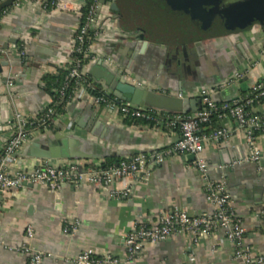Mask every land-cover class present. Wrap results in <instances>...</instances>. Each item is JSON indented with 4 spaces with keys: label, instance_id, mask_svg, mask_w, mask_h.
Segmentation results:
<instances>
[{
    "label": "crops",
    "instance_id": "0c3cea01",
    "mask_svg": "<svg viewBox=\"0 0 264 264\" xmlns=\"http://www.w3.org/2000/svg\"><path fill=\"white\" fill-rule=\"evenodd\" d=\"M46 2L61 3L65 9L44 10ZM85 2L20 0V5L10 7L0 24V63L9 62L0 73V158L12 135L11 122L15 113L33 117L52 104L53 97L44 90L42 79L45 73L52 74L53 69L67 61L72 37L80 26V17L75 10ZM115 2L120 14L106 7L100 10L102 36L94 42L92 49L94 53L111 58L121 69L145 81L158 93L182 94L183 99L201 100L200 89L211 88L216 90L218 103L225 104L249 94L253 86L264 79V29L260 26L240 34L204 39L198 47L203 57L194 70L188 62L177 58L178 42L186 51L189 44L197 47L194 41L183 43L167 37L160 42L150 40L146 27L130 25L129 10L120 4V0ZM141 34L157 46L148 47L135 61L132 60L135 70L129 71L125 63L131 60L134 51L126 48V44L136 42L135 36ZM16 38L17 44H10L7 51H1L6 43ZM115 43L117 46L113 48ZM21 47L26 53L23 57ZM98 66L109 69L104 63L97 62L86 72L91 74ZM235 74L242 77L234 84L220 88ZM253 111L264 114V102L255 105ZM68 122L74 125L72 134L94 141L111 154L102 160H81L86 164H104L110 158L166 151L180 139L179 128L162 123L129 124L125 118L109 113L107 109L79 103L69 107L57 127L37 134L22 152L10 159L6 164L7 171L32 170L44 160H52L30 157L27 149L44 135H55L57 131L72 135L66 131ZM61 124L64 127L58 128ZM218 128H229L232 135L227 141L205 144V157L210 166L205 178L193 165L191 156L171 155L154 168L148 178L140 175L120 181L117 188L130 190L123 199L113 197L110 189L86 182L79 186L67 183L56 192L31 184L19 191L1 194L0 264H28L29 257L21 250L28 227L34 231L30 245L45 255L43 264H79L78 257L87 250H93L99 256L111 254L125 259L124 241L138 219L152 223L176 208L184 209L194 217L211 216L214 207L207 199L205 185L219 182L226 184L232 197L230 207L246 228V244L255 254L264 253V231L258 217L264 205V133L257 140L262 153L260 166L236 164L250 154V147L230 116L214 117L201 131L207 134ZM63 160L66 159L52 161L59 164ZM76 222L79 223L76 233H63L66 223ZM131 264L240 263L234 258V247L226 240L224 231L217 230L199 237L196 242L189 234H178L165 243L148 246L144 257Z\"/></svg>",
    "mask_w": 264,
    "mask_h": 264
},
{
    "label": "built area",
    "instance_id": "2783aa9c",
    "mask_svg": "<svg viewBox=\"0 0 264 264\" xmlns=\"http://www.w3.org/2000/svg\"><path fill=\"white\" fill-rule=\"evenodd\" d=\"M4 0H0V3ZM103 0H94L85 16L84 24L81 19L84 17L82 7L77 10L80 17V26L72 37V44L69 49L68 59L64 64H60L53 69L57 74L58 69L68 71L65 84L56 90L60 99L67 100L66 111L69 107L79 103L92 104L98 108L107 109L109 113L120 115L123 118L131 117L136 119H145L156 124L162 123L169 127L179 128L180 139L173 147L166 151L157 153H140L138 155L123 158L117 164L104 166V164H86L81 160H63L62 163H54L52 160H44L32 170L18 169L13 172L7 171L6 164L14 155L19 154L35 138L37 134L46 133L57 127L58 123L65 118L64 114H57L53 102L50 106L42 110L36 116H26L16 112L11 122L12 135L3 149V155L0 158V195L8 192H15L25 188L27 185H41L47 187L50 191H59L64 184H73L79 186L82 183L110 189L111 195L118 199L126 198L130 190L117 188V185L123 179L128 177H138L143 175L148 178L152 170L162 165L168 156L182 155L194 156L193 165L198 169L201 176L205 178L210 169L205 157V144L207 142L220 143L230 139L232 131L229 128H218L211 133H202V125L210 123L214 113H219V117L230 116L236 123L237 129L241 131L250 147V154L236 164L252 163L260 166L261 150L258 146V133H264V114H257L248 108H254V99L245 101L243 96L232 99L231 102L220 104L216 99V90L211 88H202L199 96L202 100V109L192 114L184 115L182 113H168L155 109H144L130 102L118 100L108 85L100 81H88L86 69L97 62L104 63L114 74H120L128 83L152 89L149 84L143 80L133 77L126 70L121 69L120 65L111 58L94 53L92 45L102 36V20L100 10L106 7L111 10L112 1L102 5ZM14 6L20 5L17 0ZM49 8L65 9L64 5L56 2H46L43 5L44 10ZM7 8L0 13V24L4 17L8 15ZM93 33L94 42L85 50L83 44L87 33ZM20 55L25 56L24 47H21ZM84 50V51H83ZM84 58L88 59L87 64L81 65L82 60L75 58L76 54L82 53ZM52 73V74H53ZM48 75V74H44ZM242 77L241 74H235L229 81L220 88L234 84ZM70 83H74L71 85ZM12 84V82H10ZM97 86L99 87H96ZM99 88V95L93 92ZM154 90V89H152ZM252 90L256 92L255 99L264 98V79L253 86ZM155 91V90H154ZM157 92V91H156ZM162 94L183 99V95L177 96L171 93ZM224 112V113H223ZM74 125L68 122L66 131L73 132ZM261 170V168L259 167ZM205 191L208 201L213 205L214 212L211 216L202 215L194 217L186 210L176 208L170 213L162 214L159 218L147 223L138 219L127 234L125 245V259L111 254L97 255L93 250L84 251L78 257L79 264H131L137 259L144 257L148 246H156L165 243L178 234L186 233L193 236L194 241L201 236H208L217 230H223L226 240L234 247V258L240 264H264V253L255 254L246 244V228L242 220L231 209L232 197L224 182L207 183ZM3 215V209L0 202V218ZM258 217L264 221V205L262 206ZM79 223H66L63 228L64 234H74L78 231ZM34 238V231L31 227L26 230V242L22 246V252L29 257L28 264H43L44 254L38 249L33 248L30 243Z\"/></svg>",
    "mask_w": 264,
    "mask_h": 264
},
{
    "label": "water",
    "instance_id": "95a60500",
    "mask_svg": "<svg viewBox=\"0 0 264 264\" xmlns=\"http://www.w3.org/2000/svg\"><path fill=\"white\" fill-rule=\"evenodd\" d=\"M17 0H4L0 3V10L13 6ZM167 18L169 24L178 36V40L187 43L194 41L197 47L202 46L204 39L240 34L252 30L255 26L264 29V0H151ZM106 1H102L105 5ZM112 12L120 14L117 2L111 5ZM136 42H128L126 48L133 49L134 55L125 66L129 71L135 70V61L148 47L157 44L145 40V34L135 36ZM18 39L6 43L1 51H7L10 44H17ZM117 43L113 44V48ZM9 62L0 63L8 67ZM91 75L104 81L110 91L120 101L130 102L144 109H155L168 113H182L188 115L202 109L200 99H178L160 94L152 89L137 87L128 83L124 78L117 77L112 71L98 66L93 68ZM219 99L221 95L217 94ZM76 107V105H72ZM91 108V107H90ZM64 127L63 124L58 128ZM96 133V131H94ZM27 155L36 159L52 160H102L111 156L109 151L100 147L94 141L76 134L65 135L57 131L55 135H44L43 139H36L27 149ZM16 155L13 156V158ZM194 159V156H191Z\"/></svg>",
    "mask_w": 264,
    "mask_h": 264
},
{
    "label": "rangeland",
    "instance_id": "374dc122",
    "mask_svg": "<svg viewBox=\"0 0 264 264\" xmlns=\"http://www.w3.org/2000/svg\"><path fill=\"white\" fill-rule=\"evenodd\" d=\"M122 6L125 5L131 14L130 25L145 26L146 30L150 32L147 34L148 39L160 42L164 37L169 40H178V36L174 29L169 24L166 16L154 6L151 0H120ZM130 20V19H129ZM126 25L128 20L125 19ZM203 57V52L198 48L189 44L186 51H183L178 42L177 58L183 62H188L189 66L195 70L198 68L199 62Z\"/></svg>",
    "mask_w": 264,
    "mask_h": 264
},
{
    "label": "trees",
    "instance_id": "16d2710c",
    "mask_svg": "<svg viewBox=\"0 0 264 264\" xmlns=\"http://www.w3.org/2000/svg\"><path fill=\"white\" fill-rule=\"evenodd\" d=\"M106 2H110V1H117V0H105ZM94 3V0H86V6L83 8V14H84V17L81 19V23L84 24V21H85V16L86 14L88 13L90 7L93 5ZM3 10H0V13H2ZM93 36V33L91 31H89L85 37V42L83 44V49L85 50V48H87L89 45H92L93 44V40L90 39L92 38ZM20 50H22V48H20ZM83 50V51H84ZM75 58L77 59H80L82 60V63L81 65H85L87 64L88 62V59H85L84 58V54L83 52L80 53V54H76L74 56ZM68 75V71L65 70V69H58L57 71V74H48L46 76L43 77L42 81L44 83V90L46 92H48L52 97H53V105L54 106V109L56 111L57 114H64V113H67L66 111V105H67V100L65 99H60V96L56 93V90H59L66 82V77ZM94 78L91 74H89L87 76V80L88 81H94ZM98 80V79H97ZM71 85H73L74 83H70ZM96 87H99L97 86L96 84ZM94 95H99V88H97L94 92H93ZM255 96H256V92H254L253 90H251L249 92V94H245L243 97L246 100L248 99H254V106L259 104V103H262L264 102V98H258V99H255ZM249 111L253 110V108L251 109V107L248 108ZM224 113V112H223ZM214 117H219V113H214L211 117V120H210V123L211 121L213 120ZM125 121L127 123H137V124H147V125H154L155 123L152 122V121H147L145 119H134V118H131V117H126L125 118ZM210 123L208 124H203L202 125V129L206 126H209ZM56 130V129H55ZM203 133V132H202ZM261 134V133H258V135ZM121 159H117V158H110V159H107L106 162L104 163V166H110V165H113V164H117ZM263 231H264V221H262V228H261Z\"/></svg>",
    "mask_w": 264,
    "mask_h": 264
}]
</instances>
